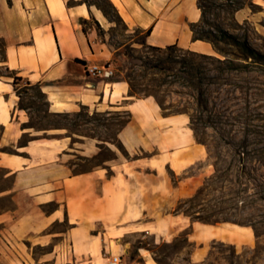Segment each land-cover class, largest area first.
<instances>
[{"label": "crops", "instance_id": "1", "mask_svg": "<svg viewBox=\"0 0 264 264\" xmlns=\"http://www.w3.org/2000/svg\"><path fill=\"white\" fill-rule=\"evenodd\" d=\"M104 1L0 0V264H106L110 255L121 264H157L149 245L179 238L187 244L179 255L190 248L188 264H205L215 242L253 247L250 226L173 211L213 174L189 116L153 96H130L123 79L88 72L112 68L123 46L109 38L116 15L142 45L213 53L193 39L191 26L203 16L198 0ZM233 19L264 39V0H249ZM15 78L43 96L47 114L86 109L128 120L115 143L67 126L35 128L34 96L19 92Z\"/></svg>", "mask_w": 264, "mask_h": 264}, {"label": "rangeland", "instance_id": "2", "mask_svg": "<svg viewBox=\"0 0 264 264\" xmlns=\"http://www.w3.org/2000/svg\"><path fill=\"white\" fill-rule=\"evenodd\" d=\"M198 5L203 16L194 30L215 43L209 42L213 53H196L175 45H142V35L125 33L124 26L118 24L110 30L109 38L123 46L113 59L110 79H128L139 87L137 97L154 94L169 112L187 114L196 128V140L206 143L213 174L196 200L173 211L193 209L200 212L202 220L231 221L258 232L253 247L211 244L205 264H264V39L252 26L233 19L234 11L249 5V0H198ZM89 27L103 33L97 26H83ZM2 73L10 75L5 70ZM16 84L19 92L34 96L31 101L36 114L31 124L35 128L67 126L115 143L117 130L128 120L124 112L108 115L86 109L53 116L44 112L46 104L35 88L27 90L20 81ZM104 153L109 156L106 149ZM151 241L147 238L141 246ZM186 246L179 238L148 248L157 264H188L190 248L178 254Z\"/></svg>", "mask_w": 264, "mask_h": 264}, {"label": "trees", "instance_id": "3", "mask_svg": "<svg viewBox=\"0 0 264 264\" xmlns=\"http://www.w3.org/2000/svg\"><path fill=\"white\" fill-rule=\"evenodd\" d=\"M106 11V10H105ZM106 13L108 14V11H106ZM115 19H116V21L120 24L121 22H122V20L120 19V17L119 16H115ZM194 27H195V24L194 25H192L191 26V31H192V33H193V39L196 41V40H201V41H205V42H210V43H212L213 45H215V43L212 41V40H210L209 38H207V37H204L202 34H199L198 32H196L195 30H194ZM124 28H125V26H124ZM146 33H148V32H146ZM0 45H2V43L0 42ZM171 47H173V46H168V48H171ZM16 81H19V79L18 78H15L14 79V83L16 84ZM126 82H128V84H129V87H130V90H129V93H130V96H133V97H137V89H139V87H137L136 85H134V84H132L128 79L127 80H125ZM39 94V96H41V97H43L40 93H38ZM146 96H153L156 100H157V102L159 103V105L163 108V109H166L165 107H164V104L154 95V94H149V95H146ZM145 97V96H144ZM56 116H61V115H56ZM69 116V115H68ZM126 122H124L123 123V125L125 124ZM122 125V126H123ZM121 126V127H122ZM191 128H192V130L195 132V137L197 136V134H196V128H194V123H193V121H191ZM202 144H204L205 146H206V143H204V142H201ZM200 191L201 190H199L198 191V193L195 195V197L194 198H192L191 199V201H194V200H196V198H197V196L199 195V193H200ZM184 213L186 214V215H188V216H192V214H191V212L190 211H184ZM193 218L194 219H196L197 221H201V222H209V221H205V220H202L200 217H198V216H193ZM254 232H255V235L257 236V238H258V232L256 231V230H254Z\"/></svg>", "mask_w": 264, "mask_h": 264}, {"label": "built area", "instance_id": "4", "mask_svg": "<svg viewBox=\"0 0 264 264\" xmlns=\"http://www.w3.org/2000/svg\"><path fill=\"white\" fill-rule=\"evenodd\" d=\"M88 72L93 75H102L107 78H110L114 73L110 66H91L88 68ZM106 264H121V257L109 256Z\"/></svg>", "mask_w": 264, "mask_h": 264}, {"label": "bare ground", "instance_id": "5", "mask_svg": "<svg viewBox=\"0 0 264 264\" xmlns=\"http://www.w3.org/2000/svg\"><path fill=\"white\" fill-rule=\"evenodd\" d=\"M205 53V52H204Z\"/></svg>", "mask_w": 264, "mask_h": 264}]
</instances>
